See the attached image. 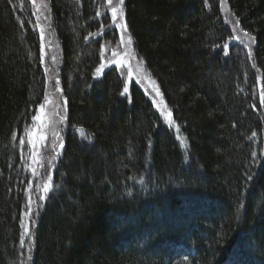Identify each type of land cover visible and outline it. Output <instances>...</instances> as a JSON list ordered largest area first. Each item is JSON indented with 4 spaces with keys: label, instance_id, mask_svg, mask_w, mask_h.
Here are the masks:
<instances>
[{
    "label": "trees",
    "instance_id": "1",
    "mask_svg": "<svg viewBox=\"0 0 264 264\" xmlns=\"http://www.w3.org/2000/svg\"><path fill=\"white\" fill-rule=\"evenodd\" d=\"M45 3L66 120L31 219L49 76L32 0H0V264H25V227L29 264H264V0H227L252 52L225 47L219 0H124L162 108L100 70L105 0Z\"/></svg>",
    "mask_w": 264,
    "mask_h": 264
},
{
    "label": "rangeland",
    "instance_id": "2",
    "mask_svg": "<svg viewBox=\"0 0 264 264\" xmlns=\"http://www.w3.org/2000/svg\"><path fill=\"white\" fill-rule=\"evenodd\" d=\"M219 1L223 20L232 31V36L227 45L236 43L239 46H244V44H248V48L245 49L252 52L253 42L250 39L251 36L249 34L245 35L246 32L238 26L236 19L228 8L227 0ZM44 2L45 0H32L34 10L37 12L39 17L38 20L43 46V64L45 72L50 78L48 77L49 85L46 91V98L44 99L43 107L40 109L36 120L37 131L34 142L37 149L34 148V151L37 152L39 156V163L36 168V182L33 186L36 199L32 201V203L30 202L32 213L29 214L30 217L28 218L31 219L34 218L33 214L37 207L39 197L43 196L48 191V189L45 190L44 186L49 183L52 164L55 161L53 157L57 158L58 156L62 142L61 135L64 130L66 120L65 110L63 108L64 100L61 95V88L59 87V80L56 75V69L59 65L58 60L60 50L51 29L49 9ZM105 4H107L105 5V9L110 13L113 27L117 30L118 36L117 41H110L108 44H105L100 70L111 65H115L118 70L125 74V76H129L136 80L140 84V87L146 90V93L152 97L150 100L154 102L158 108L165 107L160 99L155 84L143 70L142 63L136 58L133 50V43L132 41L131 43L128 42L129 35L127 34V31L116 27L117 24H125L121 0H105ZM112 9H116L115 21L113 20ZM232 37H238V39L234 40ZM164 114V119L167 120L168 123H171L169 118L170 115L167 110ZM42 172L44 173L43 175H41ZM33 223L34 221H32V224ZM32 231L33 228L28 232L30 249L33 242ZM30 249L26 252L28 254V258L25 264H29Z\"/></svg>",
    "mask_w": 264,
    "mask_h": 264
},
{
    "label": "snow or ice",
    "instance_id": "3",
    "mask_svg": "<svg viewBox=\"0 0 264 264\" xmlns=\"http://www.w3.org/2000/svg\"><path fill=\"white\" fill-rule=\"evenodd\" d=\"M123 2H124V0H121V3H123ZM112 11H113V20L115 21V20H116V16H115L116 9H112ZM116 27H117V28H121V29H123L124 31H127V25H126V24H117ZM245 35H248V34L245 33ZM232 39L235 40V39H238V37H232ZM250 39L252 40L253 43L255 42L254 38H251V37H250ZM128 42L131 43V37L128 38ZM225 47H228V45H225ZM244 47H245V48H248V44H244ZM41 53H43V46H41ZM40 107H43V105H40ZM32 119L35 120V119H37V117H36V116H33ZM252 135L255 136L256 133L254 132ZM20 143H21V145L24 144L23 139H21ZM61 147H63L62 142H61ZM53 159H56V157H53ZM43 174H44V173L42 172L41 175H43ZM248 179L251 180L252 178L249 177ZM44 187H45V190H47V189L49 188V185H48V184H45ZM39 199H40V200H43V199H45V197L40 196ZM28 213H29V214L32 213V209H31V208L28 209ZM28 231H29V229H28L27 227H25V229H24V233H25V235H27Z\"/></svg>",
    "mask_w": 264,
    "mask_h": 264
}]
</instances>
